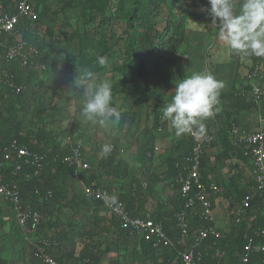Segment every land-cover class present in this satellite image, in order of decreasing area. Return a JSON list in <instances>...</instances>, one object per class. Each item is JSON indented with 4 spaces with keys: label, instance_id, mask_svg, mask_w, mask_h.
<instances>
[{
    "label": "rangeland",
    "instance_id": "1",
    "mask_svg": "<svg viewBox=\"0 0 264 264\" xmlns=\"http://www.w3.org/2000/svg\"><path fill=\"white\" fill-rule=\"evenodd\" d=\"M36 3L38 17L31 23V31L38 43L43 45V53L47 54L48 70L38 75L37 82L41 79L45 82L41 88L34 83L26 87L25 100L19 111L23 132L33 142L40 135L48 149L66 148L69 138L81 143L85 160L91 168L75 172L73 187L67 199L56 204L53 216L42 213L44 221L35 231L30 230V235L35 238H59L65 264H70L72 257L79 258L81 250L88 254L93 264L159 263L164 258L162 253L149 257L142 255L140 235L118 237L117 227L110 219V210L103 202L76 204L74 196H83L81 179L101 176L99 179L102 184L119 197L121 189L127 190L130 186L129 179L117 181L101 175L102 164L115 156L118 161L122 159L127 162L130 174L137 181L144 180L148 182V187H152L142 190L138 197L136 203H143H140L141 210L151 205L156 208L170 205L176 197L177 188L173 178L167 174V159L178 140L185 136L194 137L198 129L177 135L169 122L161 119V110L165 102L171 100L180 79L192 73L207 72L223 84L218 96V109L213 106L212 114L204 120V126L216 136L213 148L209 151L208 163L216 165V172L212 174L218 179L232 176L237 178L238 186L242 185L244 176H247L248 163L242 169L236 166L235 156H220V138L214 131L213 123L220 115L219 118L226 125L232 120L245 127L255 125L253 122L258 118L256 112L252 109L240 110L238 97L241 91L247 89L250 71L256 68L261 71L257 83H261L264 89V60L255 61L229 47L219 35V26L212 25L211 17L201 11V8H209V4L180 0L171 5V0H156L154 20L158 30H162L168 20L184 18L185 25L179 30L180 33L170 31L168 36L172 38L165 41L158 55L155 54L148 65L151 73L141 77L135 67L123 70L125 60L130 56L126 35L129 21L127 12L133 6L132 0H110L105 12L91 9L86 0H36ZM121 5L124 6L123 11L118 8ZM49 28L53 31L52 36L49 35ZM85 33L93 38V42L90 39L85 47L88 56L100 54L104 50V45L100 43L102 38L103 44L109 46V52L95 63L90 72L99 79L109 80L112 85L122 83L126 88L112 97L113 106L123 118L122 127L120 119L106 127L85 122L80 116L81 102L69 93L78 75L71 82L60 83L62 75L73 74L74 66L80 62V39ZM150 46L148 44L146 47L150 49ZM105 142L113 146V151L107 156L100 151ZM239 176L241 179H238ZM22 189H25L24 186ZM220 198L217 201V224L224 227L230 223V201L226 196ZM0 257L7 264H41L30 254L15 211L1 198ZM79 260L77 264H87L85 260Z\"/></svg>",
    "mask_w": 264,
    "mask_h": 264
},
{
    "label": "built area",
    "instance_id": "2",
    "mask_svg": "<svg viewBox=\"0 0 264 264\" xmlns=\"http://www.w3.org/2000/svg\"><path fill=\"white\" fill-rule=\"evenodd\" d=\"M37 17L36 0H0V103L26 89L25 83L20 79L21 75L27 76L30 72L37 73L46 69L47 63L42 51L36 44L24 39L18 30L24 20L33 22ZM260 74L261 71L257 68L251 70L247 83L250 91L245 89L240 93H250L253 98V110L258 116L257 126L249 128L232 123L229 127L231 143L247 157V183L250 186L240 200L236 195L232 197L234 203H229L231 210L228 211V226L219 227L215 211L216 199L225 196L223 186L215 174H210L207 181L203 179V162L216 140L215 134L206 126L203 132L196 131V142L190 154L184 160L175 162L180 171L174 181L179 186L183 199V207L170 217L174 221L171 230L176 235L168 233L164 220L156 218L152 210L131 215L124 201L106 186L99 185L97 180L88 183L84 178L81 179L84 195L108 206L111 216L116 218L130 237L140 235L156 250V255H164L166 251L173 253L168 258L164 255L155 264H207L206 259L214 251L216 262L212 264H229L222 240L233 227H239L242 222L252 219L249 210L255 198L264 202V89L261 83H257ZM67 147L69 150L63 157L64 163L74 166L76 173L91 168L85 160L81 143L69 138ZM0 153V198L15 211L31 256L41 264H60L50 252L52 247L59 245V238H35L30 235V230L33 232L42 224L44 216L42 211L26 202L21 188L22 180L41 175L47 152L33 149L28 144L13 139L0 149ZM27 169L30 171L25 172V177L21 178V174ZM139 185L146 190L148 182L142 180ZM137 187L138 184L135 185V190ZM52 196L53 192L48 190L45 198ZM249 225L250 222L247 223L248 227ZM245 238L246 243L233 264H250L256 258L254 264H264V227L257 228L251 235L246 234Z\"/></svg>",
    "mask_w": 264,
    "mask_h": 264
},
{
    "label": "trees",
    "instance_id": "3",
    "mask_svg": "<svg viewBox=\"0 0 264 264\" xmlns=\"http://www.w3.org/2000/svg\"><path fill=\"white\" fill-rule=\"evenodd\" d=\"M8 1V0H5ZM156 0H132L133 6L130 7L129 11L127 12V17L129 18L128 21V29L126 35V43L127 49L130 53V56L125 60L123 70L126 71L131 67H135L139 76L147 77L151 72L149 71L148 65L150 64L151 59L158 55L159 50L163 45H165V41L167 42L172 36H168L171 34V30L176 33H180V29L184 27L185 20L184 18H179L178 20H168L162 30L157 29V22L154 20V10L157 9L155 7ZM160 2H167V0H158ZM180 0H171V5H175ZM195 1V0H193ZM201 2L202 4L208 5V0H196ZM110 0H86L87 6H91V9H94L98 12H105L107 11ZM37 4V3H36ZM36 5V9H37ZM124 6L121 5L118 7L120 11H123ZM172 8V6H171ZM42 13V11H41ZM31 21L24 20L19 26V34L22 37L30 42H33L37 45L38 49H40L43 53L42 47L43 45L38 43L36 38L33 36L31 31ZM49 35H53V31L49 28ZM167 36V37H166ZM166 37V40H165ZM93 42V38L88 33H85L81 36V56L80 62L74 66V73L73 74H64L60 79L61 84H65L71 82L75 79V77L80 75L84 72H90L93 67H95V63L100 60L101 57L106 55L109 52V46L103 44L104 38H102V42L100 43L104 45V50L100 54H96L94 56H88L85 51V47L89 40ZM150 44L151 48L148 49L146 46ZM43 57L46 60L47 54L43 53ZM249 58L254 59L255 61L258 60L262 62L264 58L262 56L255 57L254 55H248ZM48 66L46 69L43 70L47 71ZM42 72H30L27 76L21 75V81H23L26 87L30 84L38 85V88H41L45 82L41 79L39 82L38 75ZM25 87V88H26ZM246 88L250 91L249 85ZM125 86L123 84L118 83L112 85V97L116 94L122 93L125 91ZM26 89L19 95L12 96L8 101H2L0 103V149L4 146L9 144L13 139H18L23 144H28L33 149H42L47 152V159L44 166V169L40 176H36L31 178L30 180H22L21 181V188L26 190L23 192V196L27 203L33 206V208L42 211V213H48L51 217L54 214V210L56 209V204H59L65 201L69 195V191L73 187V178L76 172L74 166H70L67 163L63 162V157L68 153V147L66 148H54L48 149L45 147L46 141L37 135V140L33 142L30 136L23 132V123L19 118V111L22 108L24 103ZM264 96V92H263ZM216 109H218L219 104L217 103L214 105ZM238 107L240 110H247L252 109L254 107L253 98L250 95H239L238 97ZM264 112V110H263ZM220 117V115H219ZM217 117L215 123H213L214 131L217 133V137L220 143V156L222 158H230L231 156H235L237 158L236 166H240L244 169L243 165H245L247 161V157L244 156L243 152L238 151L236 147L231 143L230 134H229V127L232 123H236L235 121H231L229 124H225L224 121ZM158 122V121H157ZM123 118L120 117V125L123 126ZM196 142V139L192 136H185L182 139L176 142V146L174 150L169 154L168 157V170L167 174L173 178V182L175 184V177L180 171V169L176 168L175 162H180L185 159L186 156L190 154L192 148ZM215 143V142H214ZM213 143V145H214ZM213 148V146H212ZM211 148V149H212ZM208 155L209 151L206 154L205 161L203 162V179L207 181L209 179L210 174L212 172H216V165H211L208 163ZM0 160L2 161V156L0 153ZM103 170V177L108 176L115 178L117 181H123L125 179H129L132 187L135 183L138 184V191H131L130 193H121L120 199L124 201L127 206L128 211L131 215H140L146 210H141L140 208H136V202L138 201V197L140 193L143 192L142 187L139 185L140 181H137L135 176L130 174V170L128 168V164L126 161L118 159L113 156L109 158L104 164H102ZM30 170L27 169L21 174V178H24L26 173ZM167 175V176H168ZM101 176H91L86 182L90 183L93 180H97L99 185H103L102 181L99 179ZM237 178L229 176L219 178L220 184L223 186L225 190V196L229 199L230 203L233 205L232 197L236 195L240 200L244 194L249 190L250 184L247 183V176H244V183L238 186L236 183ZM241 179V176L238 177ZM176 185V184H175ZM236 185V186H235ZM152 187L149 185L147 190L151 189ZM177 194L176 197L171 201L172 207L168 209L167 206H160L156 208L157 210H152L155 217L158 219H163L165 223V228L170 235H176L175 231H172V225L174 224L173 219L170 217L173 216L175 211L180 210L183 207V199L179 193V186L176 185ZM48 190L53 192V196L50 198H45V195ZM227 199V200H228ZM73 200L77 202L76 204H84L88 202H95L97 201L98 204L101 202L98 200L87 198L84 193L83 196H74ZM260 198H255L252 202V206L249 210V213L252 217L250 219V225L247 226L246 221L242 222L239 227H233L230 232L226 235L227 237L222 240V246L225 250H227V260L229 264H233L238 260V253L241 252L244 243H246L245 235H251L257 228L264 227V202L261 201ZM141 203V202H140ZM143 204V203H141ZM110 213V212H109ZM169 218V219H168ZM110 219L113 221V224L117 227L118 230V237L126 236L130 237V235L126 232V230L122 229L116 220L115 217L111 216ZM18 222V221H17ZM56 238V237H54ZM143 246V256H151L156 255V250H154L145 239H141L140 241ZM61 243V242H60ZM57 247H52L50 252L55 256V258L59 261L60 264H65L63 260V255L61 251V244ZM83 253V254H82ZM215 251L211 254V257L206 259L207 264H212L216 262L215 259ZM173 253L170 251L165 252V258H168ZM157 256V255H156ZM81 257H88L89 262H86V258ZM85 260L87 264H93V260L88 256V254L82 252L79 255V258L72 257L70 264H77L78 261ZM212 259V260H211ZM257 259V258H256ZM256 259L253 260L250 264H254ZM0 264H7L6 260L0 257ZM119 264V263H118Z\"/></svg>",
    "mask_w": 264,
    "mask_h": 264
},
{
    "label": "clouds",
    "instance_id": "4",
    "mask_svg": "<svg viewBox=\"0 0 264 264\" xmlns=\"http://www.w3.org/2000/svg\"><path fill=\"white\" fill-rule=\"evenodd\" d=\"M209 8H201L218 25L219 35L238 54L264 56V0H208ZM101 63L103 61L101 60ZM223 84L207 72L192 73L176 83L174 95L162 108V120L169 122L177 135L204 130V120L212 114L213 106ZM71 97L82 104L80 116L93 126L106 127L120 119L112 104V84L99 79L95 73L80 72L69 90ZM101 154L113 151L111 143L101 145Z\"/></svg>",
    "mask_w": 264,
    "mask_h": 264
},
{
    "label": "crops",
    "instance_id": "5",
    "mask_svg": "<svg viewBox=\"0 0 264 264\" xmlns=\"http://www.w3.org/2000/svg\"><path fill=\"white\" fill-rule=\"evenodd\" d=\"M256 114H257V113H256ZM257 117H258V116H257ZM257 122H258V118H257L256 122H253V123H255V125L250 124L249 128H255V127L257 126V124H258ZM251 126H252V127H251ZM210 150H211V149H210ZM210 150H209V151H210ZM138 182H139V181H138ZM136 184H137V183H135V184L133 185V187H132V184H130V186L128 187L127 190H125V189L122 190V189H121V191L119 192V197H120L121 193H127V194H128V193H130L132 190L135 191V185H136ZM136 190L138 191V189H136ZM216 200L219 201V200H221V198L218 197ZM217 201H215V202H216V210H215L216 212H217V210H218V208H219V207H218V203H217ZM147 204H148V203H147ZM147 204H146V205H147ZM136 205H137V206H136L137 209H139L140 206H141L140 203H139V204L136 203ZM167 207H168V208H169V207L171 208L172 205L170 204V205H168ZM145 210H157V209H156V206H152V205H151V207H148V209H145ZM216 214H217V213H216Z\"/></svg>",
    "mask_w": 264,
    "mask_h": 264
}]
</instances>
